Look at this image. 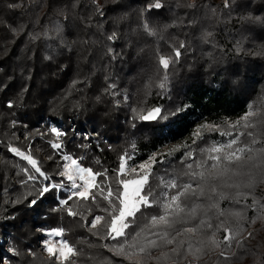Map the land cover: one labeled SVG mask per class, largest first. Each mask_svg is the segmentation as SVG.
Segmentation results:
<instances>
[{
  "label": "trees",
  "instance_id": "trees-1",
  "mask_svg": "<svg viewBox=\"0 0 264 264\" xmlns=\"http://www.w3.org/2000/svg\"><path fill=\"white\" fill-rule=\"evenodd\" d=\"M160 2L162 8L149 10L155 0H0V236L12 242L9 264L48 262L24 254L31 250L39 257L35 249L43 230H62L56 236L72 246L75 264H208L201 261L212 256V248L185 252L199 247L193 239H183L186 249L163 262L155 259L159 249L151 244L143 252L133 247L138 238L155 241L151 217L164 215L156 201L128 218L124 236L103 235L119 214L120 181L135 179L120 174L124 159L127 168L136 166L189 133L198 121L215 125L248 112L259 121L264 112V0H229L227 8L225 0ZM145 22L151 31L144 29ZM113 32L118 38L110 41ZM160 56L175 60L165 88L159 86L165 76ZM136 82L142 85L136 87ZM123 96L129 104H121ZM156 107L166 118L144 122L141 117ZM177 109L182 111L173 115ZM254 128L247 131L253 152L263 147L264 124L256 127L259 136ZM22 131L25 141H16ZM28 146L27 154L48 183L25 160ZM62 154L98 174L88 199L67 198L63 206L59 200L68 194L59 174ZM195 156L183 162L177 155L166 170L158 166L145 172V191L151 186L156 200L163 201L162 191H175L166 184L198 185L203 177L199 168L206 166L199 164V152ZM51 182L59 191L40 196L39 189ZM96 216L104 218L103 226L90 230ZM188 221H178L170 238L196 223L206 225L198 218ZM134 256L143 262L132 261ZM254 264H264V251Z\"/></svg>",
  "mask_w": 264,
  "mask_h": 264
},
{
  "label": "rangeland",
  "instance_id": "rangeland-1",
  "mask_svg": "<svg viewBox=\"0 0 264 264\" xmlns=\"http://www.w3.org/2000/svg\"><path fill=\"white\" fill-rule=\"evenodd\" d=\"M146 76L147 75L142 76L141 79ZM140 84L141 83L136 82L135 86L137 87L138 85V87H140ZM128 102L129 100L126 96H123L121 104L127 105L129 104ZM118 105H120V103ZM246 114L232 120H224L215 125L205 121H198L189 133L169 143L158 152L153 153L147 160L136 166L127 168L126 160L124 159L122 161L121 165L123 164L124 168L123 173L120 171V174L124 176L128 175V177L132 178L135 177L133 180H139L145 175V172L153 170L154 167L157 168L159 166L160 170H166L177 155H181L183 162H187L188 159H196L195 154L199 152V164L206 166L204 168H199V170H201L200 175L203 174L201 175L203 177L199 180L200 182L198 185L192 186V188L197 191V195H195L197 200H194L191 194L188 197H182L181 207L184 209L183 212H176L170 215L168 217L170 222L168 226H155L156 228L154 229L156 230L152 234L155 237V241L158 243V247H155V249H159V251L155 252V259L160 258L159 261L163 262L166 258L168 259V257H166L167 255L174 256L181 254L186 249V242L182 240L193 239V242L196 240L199 243V247L186 249L187 251L185 252L193 255L197 253V248L199 250L200 248H212V256L210 257V255H208L201 262H208V264H254L258 261L259 254L264 251V141L263 147L253 152L251 149L252 146L250 145L252 139L248 138L247 131L248 127L254 125V130L256 131L255 136H259L256 127L260 129L263 126L264 112L262 113L263 115L260 116L258 122H254L253 120L255 114L249 116L247 120L243 119ZM246 124L250 126L245 127ZM202 125H211L213 127L211 129L201 128ZM72 127H74V125ZM197 130L201 133L199 137L194 135ZM52 132L57 134L60 131L54 127ZM89 135L95 136L94 133H90ZM89 135L86 134V137ZM213 135L223 136V140L218 142L212 137ZM243 136H247V139L243 141L242 145L234 146L233 144L231 148L227 147L232 140L237 141ZM25 137L26 135L24 131H22L20 134L16 135L15 140L23 142L25 141ZM226 137L227 139L225 140L224 138ZM214 147H219L223 149V151L221 153L212 152L211 149ZM25 148V157H28L29 154L27 153L29 151L31 152V148L29 146ZM238 148L251 149V151L242 153V160L231 164L224 159H221V161L211 159L213 156L224 157ZM65 156L68 155L62 154L63 165L59 174L64 172L65 165H68L67 170L74 175L76 184L83 185L80 191H85L87 189L90 194V190L94 184V176L90 175L88 172L77 173L74 171V166L71 165L70 161L64 159ZM25 160L32 166L28 159ZM140 165H145V168H140ZM213 165H217V167L213 168ZM183 166L187 167V164L182 163V167ZM79 168L81 167L79 166ZM120 169L121 166L119 170ZM33 170H35V168H33ZM63 177L65 178V183H62L66 186L63 187V189L68 196H66V198H60L59 202L61 206H63L61 201L69 197L80 199L72 195L73 192L77 191V189L71 186L72 181H69L66 176ZM42 178L44 183H48L47 179L44 177ZM46 185L55 184L51 182ZM134 186L135 185L130 186L129 191H131V188ZM59 188L61 187L57 186L54 189L59 191ZM212 189H215V191ZM7 201H10L9 196L5 198V202ZM253 201H255V204H253ZM196 218L202 220L206 225L196 223V231L194 233L185 232V228L181 229L179 232L180 235L174 236L176 242L171 245V248L166 249L168 253L165 256L164 248L168 247L169 244L166 243V238H161L163 234L166 232L168 234L167 238H170L171 234H173L171 229L174 228V225L178 221L184 223L189 222L188 219L194 221ZM94 219L95 217L93 220ZM102 222L103 220L98 222L95 228H92L90 224V230H97L102 225ZM209 225H211V227H209ZM117 227H120V225L118 224ZM226 229L231 233L232 239L227 242H225L224 239L220 241V238H224L225 235L228 234L225 231ZM169 230L170 232H168ZM249 233H252L251 236L248 235ZM108 235L109 233L104 234L103 239ZM114 236L115 233L110 235V237ZM116 237L118 236H115V238ZM149 241L152 240H141L138 238L135 240V243L132 242V245L133 247L139 248L137 250H140L141 248H145V245H150ZM61 242L66 241L43 230L41 231V235H39L35 249L39 257H35V253L31 250L24 252V254L29 258H37V261L39 260L38 258L47 260L48 262H44L45 264H75L72 262V257L76 254L73 248L75 254L70 255L68 260H64L63 257L59 255L58 250L67 251L64 244ZM9 243L12 242L9 241L8 237L0 236V264H9L12 258V256H10L12 249L9 248ZM66 244L71 246L68 242H66ZM49 246H51L54 251H57L56 256H52L49 253L47 250ZM106 246L108 247L107 249L112 247V245ZM174 247L176 248L175 253L172 252ZM222 252L224 255H221ZM215 255H217V259H215V257L214 259L212 258ZM131 260L141 263L144 259L140 256H134ZM41 262L43 261L41 260Z\"/></svg>",
  "mask_w": 264,
  "mask_h": 264
},
{
  "label": "snow or ice",
  "instance_id": "snow-or-ice-1",
  "mask_svg": "<svg viewBox=\"0 0 264 264\" xmlns=\"http://www.w3.org/2000/svg\"><path fill=\"white\" fill-rule=\"evenodd\" d=\"M224 6L227 8L229 7V0H225L224 2ZM163 5L160 2V0H155V3L149 4L148 5V9H160L162 8ZM99 10V9H98ZM102 15V13H101ZM144 29L146 31H151L150 25L145 22L143 25ZM108 40H116L117 37V33L113 32L111 33L108 37ZM184 45L181 44L179 48H177L175 50V56L176 58H179L181 55L180 49L183 48ZM109 53H112L113 50L111 48L108 49ZM170 63H175V60H170L167 57L164 56H160L159 58V65L160 67L163 68L164 72H165V76L163 78V80L160 83V88H165L166 87V83H167V72L169 70L170 67ZM11 103H9V107H11ZM180 111H182L181 109H177L176 113H173V115L178 114ZM254 115V113L249 112L246 114V116L243 118L245 120L248 119L249 116ZM142 119L145 120H150V119H165L166 117L164 115H162V109L160 107H156L151 109L147 115H144L141 117ZM250 125H245V127H248ZM213 126L211 125H202L201 128H209L211 129ZM55 131V130H54ZM200 131L197 130L194 135L199 137L200 136ZM57 135L59 136L60 133H57ZM249 135H251V133H249ZM236 143V140H232L229 145L227 147L231 148L233 144ZM53 147L55 148H59L60 146L58 144H53ZM13 151L17 152L18 154H20L18 152L17 149H12ZM212 152H216V153H221L223 151V149L219 148V147H214L211 149ZM250 152L251 149H244V148H238L234 151H232L231 153L227 154L224 157L221 156H213L211 157V159L216 160V161H221V159L227 160L229 162V164L231 163H235L238 161L242 160V153L244 152ZM22 155V154H21ZM251 158V157H249ZM25 159H28L29 162L32 164L33 168H35V172L39 173L40 176L44 177L45 179H48V177L45 176V173L42 172L40 170V168L37 166L36 161L33 160L30 156L25 157ZM65 160H68L71 162V165L74 166V171H76L77 173H83V172H88L90 175H98L95 173L91 172V169H82L79 168L78 166V162L75 159H72L69 156H65L64 157ZM154 159V158H153ZM217 165H213V168H216ZM123 164L121 165V173H123ZM140 168H145V165H140ZM68 165H65V171L60 173L62 176H66L67 179L69 181H72V187L77 189V191L73 192L72 195L73 196H77L81 199H88L89 196V191L86 189L85 191H80V189L83 187V185L80 184H76L75 182V178L74 175L69 172L68 170ZM135 171V170H133ZM224 171V170H222ZM203 175V174H201ZM29 180H33L35 179L34 175H29L28 177ZM120 184L123 185V191L120 192L117 195V199H119L120 201V205L121 207L118 209L119 214L118 215H113L112 219H111V223L109 225V235H111L112 233H115V236H124L125 233L123 231V229L128 228L129 222H128V218L129 217H135L137 212L141 211V207H145V208H150L153 206V202L156 201L157 203L161 204V206L164 209V215H159V216H153L151 217V224L153 226L156 225H164V226H168L170 224L168 217L176 212H183V208L181 207V198L182 197H188L190 194L191 195H195V190L192 188L191 184L188 185H184V186H179L176 183H170V184H166L165 188L167 189H172L175 190L174 194H169L167 191H162L159 195L163 197V201H158L156 200V196H154L153 191L151 186L148 187L147 191H145V185H148V177L145 174L144 176H142L139 180H121ZM135 185L134 187L131 188V191H129L130 186ZM58 185H45L43 187H41L39 189V195L43 196L45 193H48L49 191L53 190L55 187H57ZM213 191H215V189H212ZM113 193L111 191V189L109 188L108 190V197H112ZM108 197H105V199H108ZM150 197L152 199H150ZM71 197H69L70 199ZM93 199H95V197H93ZM67 199L62 200L61 204L62 205H66L67 204ZM32 204H35L36 201L32 200L31 201ZM109 203H112L111 200H109ZM253 204H255V201H253ZM69 214L70 215H75L76 213L72 212L71 209H69ZM104 218L101 216H96L95 219L92 221L91 223V227L95 228L97 226V223L102 221ZM133 223L135 222L134 220L132 221ZM120 225V227H117V225ZM209 227H211V225H209ZM185 232L188 233H194L196 231L195 228H185L184 229ZM228 234L225 235L224 237V241H230L232 239L231 233L229 232V230H225ZM51 235H62V230H57L54 231L52 233H50ZM177 235H180V233H177ZM249 236H251V233L248 234ZM115 236L113 238H115ZM168 234L165 232L163 234V236L161 237L166 238V243L169 245L174 244L175 241V237L172 238H167ZM62 244H64L65 248L67 249V251H59V255L61 257H63L64 260H68L70 255H74V251L72 249L71 246L67 245L66 242H61ZM149 243L153 246V247H158V243L157 241H149ZM47 250L49 251V253L52 256H56L57 255V251H54L53 248L51 246H49L47 248ZM141 252L144 251L143 248L140 249ZM172 252L175 253L176 252V248L174 247L172 249ZM165 256L167 255L166 253L164 254ZM221 255H224V253L222 252Z\"/></svg>",
  "mask_w": 264,
  "mask_h": 264
},
{
  "label": "water",
  "instance_id": "water-1",
  "mask_svg": "<svg viewBox=\"0 0 264 264\" xmlns=\"http://www.w3.org/2000/svg\"><path fill=\"white\" fill-rule=\"evenodd\" d=\"M147 115V114H146ZM144 120V122H153V121H155V120H157V119H150V120H145V119H143Z\"/></svg>",
  "mask_w": 264,
  "mask_h": 264
}]
</instances>
